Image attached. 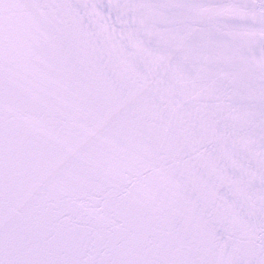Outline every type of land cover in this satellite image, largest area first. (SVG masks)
I'll return each instance as SVG.
<instances>
[{
    "label": "snow or ice",
    "instance_id": "obj_1",
    "mask_svg": "<svg viewBox=\"0 0 264 264\" xmlns=\"http://www.w3.org/2000/svg\"><path fill=\"white\" fill-rule=\"evenodd\" d=\"M0 264H264V0H0Z\"/></svg>",
    "mask_w": 264,
    "mask_h": 264
}]
</instances>
